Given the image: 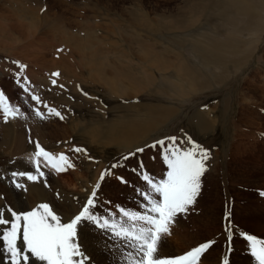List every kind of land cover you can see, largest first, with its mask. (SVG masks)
I'll return each mask as SVG.
<instances>
[{
    "label": "rangeland",
    "instance_id": "obj_1",
    "mask_svg": "<svg viewBox=\"0 0 264 264\" xmlns=\"http://www.w3.org/2000/svg\"><path fill=\"white\" fill-rule=\"evenodd\" d=\"M195 1L201 4L196 13L188 11L193 0H0V92L22 113L5 122L0 108V209L24 213L47 203L67 223L101 173L119 161L123 166L105 177L94 209L119 222V208L143 211L138 190L145 182L133 171L141 161L155 180L166 177L161 149L151 145L175 136L178 146L189 149L190 137L208 151L207 171L196 204L170 226L158 256L175 258L214 240L198 264H222L225 257L229 264H258L244 237L264 240V30L256 26V14L250 19L235 9L228 14L208 8V0ZM260 15L264 25V12ZM177 21L181 28L170 26ZM233 22L239 24L235 36L228 34ZM228 36L236 48L225 50L233 56L223 70L205 43ZM14 61L26 65L22 73ZM181 62L192 78L188 70L179 71ZM57 71L63 89L51 84ZM219 72L225 77L216 81ZM18 73L21 81H30V92L17 83ZM118 83L124 90L119 94ZM31 94L64 119L43 104L38 107L45 118L37 117ZM127 130L134 139L124 145L121 135ZM19 139L21 151H14ZM36 141L54 155L65 153L75 167L58 173L43 167L41 157L45 175L38 182L13 177V172L38 175L31 159ZM73 147L87 154L74 153ZM138 148L145 150L122 159ZM15 180L27 190L16 188ZM211 206L215 214L208 221L194 222ZM226 211L231 246L220 237ZM76 240L86 264H125L128 250L91 222L78 226ZM209 252L215 253L205 259ZM217 255L224 257L214 261ZM0 264H9L2 242Z\"/></svg>",
    "mask_w": 264,
    "mask_h": 264
},
{
    "label": "snow or ice",
    "instance_id": "obj_2",
    "mask_svg": "<svg viewBox=\"0 0 264 264\" xmlns=\"http://www.w3.org/2000/svg\"><path fill=\"white\" fill-rule=\"evenodd\" d=\"M13 63L18 65L19 73L26 68V65L19 64L18 61ZM19 73L17 83L25 92H30V81L27 77L21 81ZM60 75L58 71L51 73V76L55 77L51 80V84L63 89L64 85H58ZM30 98L36 102L37 107L33 110L37 117L45 118L38 107L43 104L50 115L64 119L59 111L49 107L38 95L31 94ZM0 108L3 110L5 122L9 117L16 118L22 115L18 107L10 105L2 92H0ZM177 140L175 136L165 137L151 145L153 148L159 146L161 149L162 159L167 166L165 178L155 180L144 170L142 161L138 169H133L145 182V189L138 190L143 199L139 207L143 211L119 208L118 215L121 217L119 222L115 218L110 220L100 217L94 211L100 185L113 169L123 166L119 161L101 173L99 181L93 187L81 210L67 223L62 222L61 217L47 203H42L37 208L24 213L12 209H0V242L6 250L9 264H33V261L35 264H86L87 257L76 240L77 228L84 222H91L99 229L111 233L114 240L122 243L128 250L125 264H198L202 254L215 243L214 240L204 242L175 258L158 256L163 236L171 234L170 226L176 222L180 214L188 213L196 204L202 189V177L207 171L205 161L209 158L208 151L192 142L190 137L187 138L192 144L189 149L178 146ZM34 143L36 151L31 159L38 175L13 172V177H26L28 181L38 182L45 175L41 170V157L44 161L43 167L50 166L58 173L75 167L65 153L54 155L43 148L38 141ZM144 150L138 148L122 159L126 161ZM72 151L87 154L86 150L80 147H73ZM120 179L127 183L123 178ZM14 185L18 189L27 190L18 180L14 181ZM109 215L114 217L117 214ZM229 217L230 211H226V243L231 246L233 230ZM244 238L250 243L251 254L258 264H264V240H258L251 235H245ZM21 243L23 248L20 246ZM222 264H229L226 257Z\"/></svg>",
    "mask_w": 264,
    "mask_h": 264
},
{
    "label": "bare ground",
    "instance_id": "obj_3",
    "mask_svg": "<svg viewBox=\"0 0 264 264\" xmlns=\"http://www.w3.org/2000/svg\"><path fill=\"white\" fill-rule=\"evenodd\" d=\"M194 2H193V4L189 7V9H188V11L190 12V13H196V12H198V11H200L201 10V4H199V2H196L195 0H193ZM208 2H210V4L209 5H206L208 8H219L221 11H225V12H227L228 14H230L231 13V10L233 9H235V10H238L239 12H241L244 16L243 17H247V18H252V16L255 18V15L254 14H256V20L257 21H255V24H256V26L258 27V29H260V30H262V32H263V30H264V25H263V19L261 18V15H260V13H263L264 12V3H262L261 1H259V0H208ZM229 2V3H228ZM203 8H204V6H203ZM230 20L231 19H228L227 18V21H225V24L226 25H228L229 23H230ZM251 21V23L252 22H254V21H252V20H250ZM178 22V21H177ZM179 23V22H178ZM178 23H176V24H174V25H172V23H171V27H174V28H178V26H179V28H181V23L182 22H180L179 24ZM238 27H239V24L238 23H236V22H233L229 27H228V31H229V33L228 34H231V36H235L234 35V31L235 30H237L238 29ZM240 30V29H239ZM227 32L225 31V34H226ZM233 34V35H232ZM263 34H264V32L263 33H261L260 34V37L261 36H263ZM252 35L255 37V33H252ZM231 36H228V39H226V40H224V41H221L222 39H219L218 37V39H214V40H212L210 43L208 42V46L206 45V43H205V47L208 49V52L214 57V59H213V61H217L215 64H216V67H219V68H221V69H228V60H226V59H229L230 57H232L233 56V54H226L225 53V50L226 49H228V48H230V49H233V48H236L235 46L233 47V44H231ZM233 40V39H232ZM235 41H237V39L235 40ZM260 42V39L257 41V44H256V46L258 45V43ZM227 47H226V46ZM236 45V44H235ZM234 50V49H233ZM227 52V51H226ZM225 53V54H224ZM233 53V52H232ZM252 54V53H251ZM250 56H252V55H250ZM209 59V58H208ZM251 59V58H250ZM212 60V59H211ZM212 61V62H213ZM211 62V63H212ZM218 62H220V63H218ZM206 63V62H205ZM213 63V64H214ZM207 64V63H206ZM180 69H179V71H181V73H182V71H186V70H188V73H190L189 72V70H191V68H189V66L187 65V64H185V62H181L180 63ZM213 69V68H212ZM217 71V70H216ZM161 72V71H160ZM177 73V72H176ZM212 73V72H211ZM210 73V74H211ZM178 74V73H177ZM186 74V73H185ZM217 74H219V75H213V78L216 80V81H221V80H223L224 78L223 77H225V74H221V72H219V73H217ZM221 74V75H220ZM180 74H178V76H179ZM188 75V74H187ZM190 75H191V78L194 76V74L192 73V71H191V73H190ZM193 75V76H192ZM196 75V74H195ZM194 79V78H193ZM231 79H232V77H231ZM192 80V79H191ZM128 81V80H127ZM129 81H131V80H129ZM188 81H190V80H188ZM192 82H194V80H192L190 83H192ZM188 83V82H187ZM201 83V82H200ZM199 83V84H200ZM203 83V82H202ZM201 83V84H202ZM128 84H129V82H128ZM131 84V83H130ZM195 85V84H194ZM196 85H197V83H196ZM193 86V85H192ZM117 90H118V94H119V92H123L124 90L122 89V87H121V85H120V83H118L117 84ZM196 87V86H195ZM199 87H201V86H199L198 85V88ZM185 88V87H184ZM193 88H194V86H193ZM195 90H193V91H196V88H194ZM199 89H201V88H199ZM188 92H190V90H187ZM187 92V93H188ZM192 93H194V92H192ZM169 114H170V112H169ZM171 115V114H170ZM120 129H122V128H120ZM118 130H119V128H118ZM128 131V130H127ZM124 132L122 135H121V137L123 138V139H125L126 140V142L124 141V145H125V143L126 144H130V143H132V139H134L133 138V136H131V134L132 133H129L130 132V130L128 131V132ZM132 131V130H131ZM139 131V130H138ZM137 131V132H138ZM119 132V131H118ZM134 132H135V130H134ZM121 133V132H120ZM120 135V134H119ZM121 139V138H120ZM131 139V140H130ZM23 141L22 140H20L19 139V141H18V143H17V145L14 147V151H16V150H20L21 151V148H20V144H23L22 143ZM119 143L121 144L122 143V140H119ZM118 143V144H119ZM19 146V147H18ZM28 155H30V154H28ZM211 207H213V206H211ZM211 207H209V209H212ZM208 209V208H207ZM214 211V207H213V210L212 211H209V210H204L202 213L204 214V216L201 218V220L199 219V218H195L194 219V222H195V220H197L196 222L198 223V220H199V222L200 223H202V222H204V220H202L203 218L205 219V222L206 221H208V218L210 219L211 217H212V215L213 214H215V212H213ZM201 213V212H200ZM216 215H217V213H216ZM216 215H214V216H216ZM207 217V218H206ZM204 222V223H205ZM211 223V222H210ZM226 224L227 223H225L224 224V226H221V231H220V237L222 236V238H221V240H224V241H226V235H225V227H226ZM209 225V224H208ZM198 229V228H197ZM196 229V230H197ZM186 232V231H185ZM183 236V235H182ZM193 236H196V234H194ZM181 239H183L184 240V238L182 237ZM97 242V241H96ZM95 242V243H96ZM88 244V243H87ZM218 244V243H217ZM85 246V245H84ZM219 246V245H218ZM84 248V247H83ZM90 248V247H89ZM168 249V248H167ZM217 253H219L218 252V250L216 251ZM211 253H215V252H209L208 254H206V255H204L205 256V259L207 258L206 256H208V255H210ZM89 254H90V252H89ZM94 255V254H93ZM212 255V254H211ZM215 256V255H214ZM105 257V256H104ZM209 257V256H208ZM224 257V255H217L216 256V258H215V260L214 261H218L220 258H223ZM100 259V258H99ZM92 260H94V259H92ZM223 260V259H222ZM102 261V260H101ZM211 261V260H210ZM219 262V261H218Z\"/></svg>",
    "mask_w": 264,
    "mask_h": 264
}]
</instances>
